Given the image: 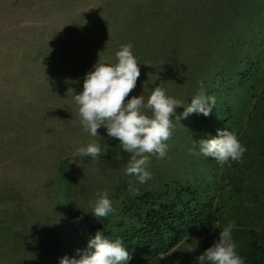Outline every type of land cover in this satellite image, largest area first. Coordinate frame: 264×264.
<instances>
[{
    "label": "trees",
    "instance_id": "16d2710c",
    "mask_svg": "<svg viewBox=\"0 0 264 264\" xmlns=\"http://www.w3.org/2000/svg\"><path fill=\"white\" fill-rule=\"evenodd\" d=\"M36 1L49 4V0H22L21 3L29 9ZM58 2L66 6L75 3L76 9H82L85 5V0ZM163 2L101 0L100 5L88 12L90 16L86 11L76 12L68 24L58 33L52 34L51 38L42 34L29 37L27 48L22 52L21 78L29 74L37 78H32L31 84L25 85L24 92L14 86L11 89L13 94L2 93V96L9 97V101L5 104V113L0 111V163H8L13 156L19 157L20 152L11 151L12 146L6 143L7 136L16 141L19 139V130L12 129L13 125L25 128L29 133L37 131L35 138L38 139L43 132L47 139L41 142L43 148L39 150L42 152L36 154L37 161L45 162L50 177V202L71 221L77 219L76 211L71 208L81 193L77 183V168L82 169L96 161L100 170L112 172L126 168L130 159L119 141L108 137L105 128L98 129L99 136L96 137L83 131L72 90L79 94L83 90L84 77L93 70L94 64L99 59L114 61L121 45L129 43L141 71L140 81L136 83L141 93L139 90V93L132 91L130 94L148 96L152 86H158L156 77L153 79L154 72L158 76L164 73L167 79L173 73V87L186 82V67L181 66L179 60L171 63L173 53L167 44L155 47L152 42L148 47L149 32L164 31L166 27L158 20L159 16L164 15ZM236 54V60L228 63L226 68L208 69L209 65L199 67L200 73L204 75L197 79L199 84L196 82L193 89L199 92L202 82L206 95L215 96L220 101L223 96L231 94L233 80L242 82L241 89L245 80L246 89L255 83L261 84L264 79L260 76L256 80V71L252 66V74L240 78L249 65H254L256 58L244 51ZM37 65L43 67L40 74L33 70ZM179 71L182 73L181 78L177 74ZM194 82L191 80L192 85ZM144 89L147 91L144 92ZM164 89L167 95L175 98L170 94L174 90ZM18 91L29 94L28 99L22 97L11 100ZM236 104H240L239 99ZM222 107H225L223 116L219 113ZM232 111L221 101V105L213 108L208 116L192 114L194 126L192 131H189L190 128L185 131V145L198 153L203 162L204 172L198 170L195 175L198 184L167 182L159 191H146L136 205H125L124 209L116 214L110 213L107 217H95L74 237L70 259H79L80 254L87 249L89 238L101 231L112 241H122L131 255L126 264H198L195 257L218 239L220 230L230 225L236 251L244 264H264V221L257 224L250 212L243 210L249 203V197L237 193V185L230 188L236 183L241 170V159L220 164L199 150L200 139L216 137L217 130H228L232 121L241 122L244 111ZM242 130L236 132L237 137ZM63 133L65 136L61 139L60 134ZM92 142L99 144L102 149L98 158L73 157L79 147ZM28 144L22 152L27 147L31 150L32 146L40 145ZM1 171L4 170H0V206L4 208L0 209V256L19 251L26 239L23 232L18 230L24 226L19 221L24 200L21 193L23 187L12 183ZM10 207L14 208L12 213L6 212ZM216 224L220 227L215 228ZM68 228L75 230L76 226L70 224ZM186 242L191 243L196 251L187 252Z\"/></svg>",
    "mask_w": 264,
    "mask_h": 264
},
{
    "label": "rangeland",
    "instance_id": "374dc122",
    "mask_svg": "<svg viewBox=\"0 0 264 264\" xmlns=\"http://www.w3.org/2000/svg\"><path fill=\"white\" fill-rule=\"evenodd\" d=\"M52 1L49 0V4L36 1L37 3L28 9L23 7L22 0H0V111L3 113L6 111L5 104L9 97L2 96V93L13 94L11 89L14 86L24 92L25 85L31 84L32 78H37L31 74L21 78L22 52L27 48V39L37 34L51 38L52 34L58 33V30L68 24L76 12L86 11L88 14L101 3V0H85L84 7L76 9L75 3L66 6L58 0ZM162 8L164 15L159 16L158 20L164 27L166 24L168 29L165 27L164 31H150L147 35L150 42L148 47L152 42L155 47L167 44L173 53L171 63L179 60L181 66L186 67V82L173 87V73L167 79L164 73L158 76V73L154 72L153 79L156 77L158 86L174 90V93L170 94L176 99H181L185 106L190 104L191 98L198 93L193 88L196 82L198 83L197 79L204 75L198 68L206 65H209L208 69L218 67L220 70L223 66L226 68L228 63L236 60L237 52L244 51L256 58L254 65H249L240 78H245L246 75L249 77L252 74V66L256 71V80L260 76L264 79V0H164ZM160 13L162 14V11ZM33 70L40 74L43 67L37 65ZM177 74L182 77L181 71ZM191 80H195L193 85ZM139 81L140 76L137 83ZM231 84V94L223 96L220 101L215 98L216 104L213 108L219 107L222 101L235 113L240 109L244 111L241 122L232 121L228 129L235 134L243 129L237 138L247 149L240 160L241 170L236 183L230 185V188L237 185V193L241 192L243 196L249 197V203L243 210L249 211L252 219L260 224L264 221V81L261 84L255 83L253 88L248 89L245 88L246 80L242 89V82L238 80H233ZM152 87L154 88V85ZM135 88L133 91L139 93L141 88ZM18 92H15L11 100L22 97L28 99L29 94ZM132 96L138 95L130 94L127 99ZM238 99L239 105L236 104ZM224 108L219 109L222 116ZM144 111L151 116L149 110ZM175 111L179 115L184 109L178 107ZM192 114L182 119L180 124L174 121L173 135L166 141L167 153L162 159L155 155L150 157L148 170L151 172V179L143 184L134 176L126 175L125 168L112 172L102 171L96 161L82 169L78 167L77 183L81 193L71 208L77 214L75 221L56 210L50 202V177L45 162H38V155L36 156L42 152L39 150H42L41 142L47 139L46 136L42 132L38 139L35 138L37 131L32 130L29 133V130L13 125L12 129L19 130V141L7 136L6 143L12 146L11 151L20 152L19 157L13 156L8 163H0V170H4L1 174L12 183L23 187L21 193L24 200L19 221L24 226L18 230L23 232L26 239L19 251L7 252L0 256V264H60L61 258H70L74 237L95 218L89 202L97 199L96 193L99 191L108 192L114 208L112 213L116 214L124 209L125 205H136L146 191H159L167 182L198 184L195 175L198 170L204 172L203 162L198 153L185 145V131L188 128L192 131L194 126ZM63 136L65 133L60 134L61 139ZM28 143L40 145L32 146L31 150L27 147V150L22 152ZM2 208L4 207L0 206V209ZM13 210L14 208L10 207L6 212L12 213ZM70 224H74L76 229L68 228ZM254 229L260 232V229ZM262 235L264 237V233Z\"/></svg>",
    "mask_w": 264,
    "mask_h": 264
},
{
    "label": "clouds",
    "instance_id": "9594fccd",
    "mask_svg": "<svg viewBox=\"0 0 264 264\" xmlns=\"http://www.w3.org/2000/svg\"><path fill=\"white\" fill-rule=\"evenodd\" d=\"M139 65L133 55L132 45H121L114 61L99 59L93 70L84 77L83 90L79 94L72 92L83 131L96 137L99 136L98 129L105 128L108 137L118 140L122 149L130 154L125 174L134 176L143 184L151 179L148 170L150 157H165L168 150L166 141L172 137L175 123L180 124L182 119L192 113L210 115L216 99L215 96L206 95L202 82L201 90L187 106L183 101L167 95L160 85L151 90L147 99L143 94L126 99L136 87L140 76ZM178 107L184 109L179 115L175 111ZM144 109L150 110L151 116ZM198 144L202 154L214 158L220 164L229 160L239 161L247 151L237 135L227 129H218L216 137L200 139ZM101 152L100 145L92 142L79 147L73 157L91 156L95 159ZM96 196L94 202H89L96 218L107 217L114 212L106 190L97 192ZM214 227L220 226L216 224ZM185 249L189 253L196 251L188 242L185 243ZM130 259L131 255L121 240L112 241L103 232L97 231L89 238L87 249L80 254L79 259L65 256L61 258L60 264H126ZM195 259L198 264H244L236 251L230 225L220 230L218 239Z\"/></svg>",
    "mask_w": 264,
    "mask_h": 264
}]
</instances>
